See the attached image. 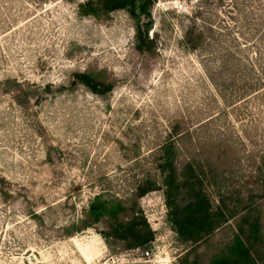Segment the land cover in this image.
<instances>
[{
	"label": "rangeland",
	"instance_id": "1",
	"mask_svg": "<svg viewBox=\"0 0 264 264\" xmlns=\"http://www.w3.org/2000/svg\"><path fill=\"white\" fill-rule=\"evenodd\" d=\"M88 1L0 0V264H209L245 214L264 237V0H155L148 20L86 15ZM167 145L178 177L192 165L232 214L187 259L163 195ZM95 198L126 208L121 220L136 205L154 241L104 240Z\"/></svg>",
	"mask_w": 264,
	"mask_h": 264
},
{
	"label": "trees",
	"instance_id": "2",
	"mask_svg": "<svg viewBox=\"0 0 264 264\" xmlns=\"http://www.w3.org/2000/svg\"><path fill=\"white\" fill-rule=\"evenodd\" d=\"M154 2L155 0H98L95 3L88 1L83 13L96 15L97 10L103 13L125 10L135 19L143 17L148 20L150 19L149 9ZM149 28L148 23L144 28L142 26L136 28L137 50L141 51L151 43L147 36ZM73 77L75 83L83 85L92 94L103 96L112 91L111 85L98 83L87 74H74ZM164 149L160 170L164 175L163 195L168 209L167 215L177 236L183 243L191 246V249L185 253V259H187L190 251L219 230L227 222L228 217H232V214L227 216L222 202L213 209L202 189L199 174L192 165H186L179 178L174 167L173 148L167 145ZM158 190L155 184H150L145 188H138L137 197L142 198L147 193ZM179 199H183L184 203L179 205ZM107 206V202L95 198L89 207L92 224H97L104 218H109L113 223L108 233H99L104 240L111 238L124 242L128 250L148 246L154 241V232L143 211L137 210L136 205L131 206L130 216L125 220H121L119 216L128 211L126 208L117 204L114 209L107 211ZM262 244H264V237L261 235L258 219L245 214L236 225V234L229 246L223 253L212 258L209 264H256ZM184 264L196 263L184 262Z\"/></svg>",
	"mask_w": 264,
	"mask_h": 264
},
{
	"label": "built area",
	"instance_id": "3",
	"mask_svg": "<svg viewBox=\"0 0 264 264\" xmlns=\"http://www.w3.org/2000/svg\"><path fill=\"white\" fill-rule=\"evenodd\" d=\"M184 6H185L184 3L177 2L176 9H177V10H182V9H184Z\"/></svg>",
	"mask_w": 264,
	"mask_h": 264
}]
</instances>
